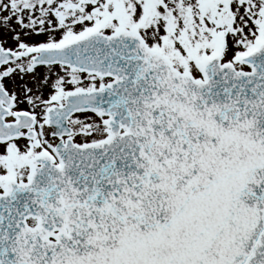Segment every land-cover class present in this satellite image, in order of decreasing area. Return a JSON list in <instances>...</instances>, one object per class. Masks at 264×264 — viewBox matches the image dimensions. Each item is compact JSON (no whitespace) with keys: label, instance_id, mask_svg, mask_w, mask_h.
Returning <instances> with one entry per match:
<instances>
[{"label":"snow or ice","instance_id":"obj_1","mask_svg":"<svg viewBox=\"0 0 264 264\" xmlns=\"http://www.w3.org/2000/svg\"><path fill=\"white\" fill-rule=\"evenodd\" d=\"M0 264H264V0H0Z\"/></svg>","mask_w":264,"mask_h":264}]
</instances>
